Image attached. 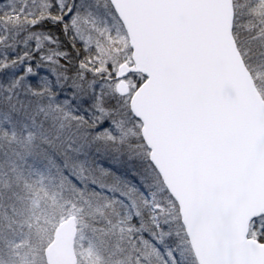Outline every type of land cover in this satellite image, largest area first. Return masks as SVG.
<instances>
[{
    "label": "snow or ice",
    "instance_id": "snow-or-ice-1",
    "mask_svg": "<svg viewBox=\"0 0 264 264\" xmlns=\"http://www.w3.org/2000/svg\"><path fill=\"white\" fill-rule=\"evenodd\" d=\"M0 264H264V0H0Z\"/></svg>",
    "mask_w": 264,
    "mask_h": 264
}]
</instances>
